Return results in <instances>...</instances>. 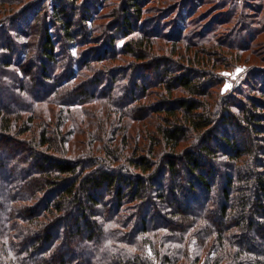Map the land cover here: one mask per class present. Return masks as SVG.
<instances>
[{"label":"trees","instance_id":"16d2710c","mask_svg":"<svg viewBox=\"0 0 264 264\" xmlns=\"http://www.w3.org/2000/svg\"><path fill=\"white\" fill-rule=\"evenodd\" d=\"M152 1L0 0V264H264L256 10Z\"/></svg>","mask_w":264,"mask_h":264},{"label":"rangeland","instance_id":"374dc122","mask_svg":"<svg viewBox=\"0 0 264 264\" xmlns=\"http://www.w3.org/2000/svg\"><path fill=\"white\" fill-rule=\"evenodd\" d=\"M176 1L177 0H154L150 2L148 7H156L157 5L158 9H163L170 5H174ZM244 1L246 6H250L251 9L254 11L256 10V12L253 13L251 10H246L245 13H247V16H242L241 18V22H244V25L250 27V31L246 34V36L248 35L247 42L249 43V49L247 48L244 51L222 50L225 53H229V56L232 58L230 63L234 66L221 70V75L224 78L223 91L228 93H233L234 90L243 85L244 81L248 78V71L253 68H261L264 65V20L262 18L264 17V0H242L240 1V7L243 6ZM216 3L214 1H209L198 10L197 15L203 14L205 11H209L211 14L213 13V15L223 11ZM204 23H207V21ZM233 27L234 25L230 24L222 28L225 30L222 37L227 35L226 31H229V33L232 32L231 28Z\"/></svg>","mask_w":264,"mask_h":264}]
</instances>
